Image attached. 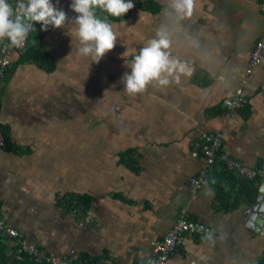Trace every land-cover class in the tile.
<instances>
[{
	"label": "crops",
	"instance_id": "obj_1",
	"mask_svg": "<svg viewBox=\"0 0 264 264\" xmlns=\"http://www.w3.org/2000/svg\"><path fill=\"white\" fill-rule=\"evenodd\" d=\"M51 2L70 20L78 15L72 0ZM132 2L130 16L118 22L95 10L117 36L99 63L78 53L71 22L40 38L52 72L30 63L13 68L18 55L11 54L0 81V131L8 146L0 149V218L47 252L149 264L153 242L185 207L210 233L186 238L167 264H264V179L247 184L256 189L253 203L233 210L216 195L240 185L233 188L218 168L194 201L188 192L203 167L191 153L205 132L222 131L225 152L247 166L264 160V59L244 85L247 108L226 119L222 107L240 86L261 33L258 0H193L191 13L181 15L171 0ZM158 31L187 71L178 83L170 78L169 85L153 82L129 94L122 77ZM128 149L136 172L119 162ZM69 194L92 201L73 210L57 205ZM3 238L0 264H19L16 244Z\"/></svg>",
	"mask_w": 264,
	"mask_h": 264
},
{
	"label": "clouds",
	"instance_id": "obj_2",
	"mask_svg": "<svg viewBox=\"0 0 264 264\" xmlns=\"http://www.w3.org/2000/svg\"><path fill=\"white\" fill-rule=\"evenodd\" d=\"M169 6L177 15L190 14L193 0H171ZM70 7L78 14L71 20L51 0H19L15 9L8 0H0V42L7 40L11 47L22 48L29 34L36 31V23L41 24L42 31H47L50 27L64 28L71 22L76 26L80 44L78 53L91 56L94 62L99 63L116 46L117 36L111 24L98 18L95 10L120 17L134 8V4L132 0H72ZM169 47L167 35L158 31L157 38L151 39L139 51L129 66L130 73L126 72L122 77L127 93H141L153 82L164 86L169 85L172 79L179 82V74L187 69L170 56Z\"/></svg>",
	"mask_w": 264,
	"mask_h": 264
},
{
	"label": "built area",
	"instance_id": "obj_3",
	"mask_svg": "<svg viewBox=\"0 0 264 264\" xmlns=\"http://www.w3.org/2000/svg\"><path fill=\"white\" fill-rule=\"evenodd\" d=\"M15 9L19 0H8ZM259 12L264 18V0L257 2ZM29 38V36H28ZM28 40V39H27ZM27 42V41H26ZM26 45V43H25ZM22 48L11 47L7 40L0 44V81L4 78L11 65V54H20ZM264 59V24L261 33L256 40L253 48L248 54V65L244 71L240 86L233 94L222 101L224 117L227 119L231 114L247 108L249 99L244 95V85L252 77L253 70ZM224 134L222 131L205 132L200 136L199 145L191 153L193 158H200L203 167L198 174L191 178L188 192L191 201H194L198 192L207 185L208 174L213 168L235 174L240 181L254 182L264 179V160L256 166H247L231 157L224 150ZM6 145L5 137L0 131V149ZM210 233V228L197 220L190 218L187 208H180L177 211L175 222L172 227L161 237L157 238L152 244L153 259L149 264H167L170 255L177 249L183 247L186 238L194 236H204ZM0 235L10 238L16 244L15 252L19 255H26L36 264H86L70 256L57 255L47 252L31 244L23 238L15 229L9 226L3 218H0ZM138 264H145L139 262Z\"/></svg>",
	"mask_w": 264,
	"mask_h": 264
},
{
	"label": "trees",
	"instance_id": "obj_4",
	"mask_svg": "<svg viewBox=\"0 0 264 264\" xmlns=\"http://www.w3.org/2000/svg\"><path fill=\"white\" fill-rule=\"evenodd\" d=\"M97 11L105 15L106 18L109 21L112 22H118L123 19H127L130 16L131 10H129L124 16L120 17H112L108 13L97 9ZM36 31H33L29 34V38L26 42L25 47L23 50H21L20 54L18 55L17 61L13 64V68L17 67L18 65H21L23 63H30L36 65L38 68L46 71L47 73H50L54 70V61L52 57L45 51V49L40 44V38L43 36V34L47 31L41 30V24L36 23L35 25ZM199 79L200 76H197ZM6 148L8 149V146L6 145ZM133 150L128 149L122 153L119 154V162L124 163L129 170H132L136 172V166L134 165V160L132 158ZM222 174H224L226 177L230 178L232 180L233 188L236 187V183L239 184L238 190L233 193H221L217 194V200L220 201L221 204L228 203V206H224L225 210H233L239 207V205L246 203L251 204L254 201V197L256 195V189L247 188V184L250 182H244L240 181L238 183V179L236 178L235 174L230 172H225L220 170ZM232 188V189H233ZM118 197V196H116ZM92 201V198L87 195H75L72 196L71 194L66 195L63 200H59L57 198V205L64 206V209L66 210H73L76 206H88V204ZM62 202V203H61ZM3 236L0 235V240H4ZM1 243V241H0ZM16 248V247H15ZM19 257L22 259L21 261H18L19 264H36L33 261H31L26 255H19ZM77 260H80L82 262H85L86 264H103L98 261L95 257H89L84 254H80L77 257Z\"/></svg>",
	"mask_w": 264,
	"mask_h": 264
},
{
	"label": "water",
	"instance_id": "obj_5",
	"mask_svg": "<svg viewBox=\"0 0 264 264\" xmlns=\"http://www.w3.org/2000/svg\"><path fill=\"white\" fill-rule=\"evenodd\" d=\"M262 193H263L262 189H259L258 194L256 196V202L255 203H257L262 198V195H263ZM261 219H264V211L262 212Z\"/></svg>",
	"mask_w": 264,
	"mask_h": 264
}]
</instances>
